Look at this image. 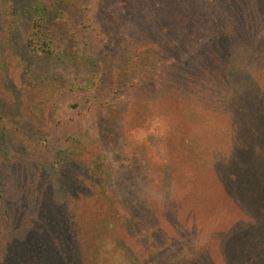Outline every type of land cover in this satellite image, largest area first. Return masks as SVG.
<instances>
[{"label":"trees","instance_id":"16d2710c","mask_svg":"<svg viewBox=\"0 0 264 264\" xmlns=\"http://www.w3.org/2000/svg\"><path fill=\"white\" fill-rule=\"evenodd\" d=\"M2 1L0 264H84L83 250L93 260L97 244L92 242L114 235L109 225L115 218L126 227L134 215L108 191L111 173L101 140L75 133L50 155L42 149L48 128L44 114L57 95L90 93L102 76L150 67L155 58L162 66L161 82L154 86L146 78L131 90L126 111L111 112L119 131L142 155L145 140H133L131 134L156 119L173 120L181 102H195L230 125L229 154L213 156V191L203 201L198 198L201 205L189 212L187 221L201 216L215 221L222 212L218 199L227 202L230 216L239 220L219 233L214 230L203 247L176 264H264V0H95L87 19L107 32L83 46L82 31L69 28L77 0ZM204 26L216 35L192 50L189 46L200 42ZM114 34L121 39L112 50ZM118 51L126 55L121 67L114 68L111 61ZM187 112L195 123L201 118L194 109ZM211 128L213 137L203 135ZM211 128L196 127L193 136L213 143L223 131ZM164 166L171 183V164ZM106 203L112 208L102 215L98 208ZM164 203L161 223L174 229V242L181 238V228L176 230L181 222ZM77 204L84 206L78 211ZM133 206L137 215L149 211L144 197L129 208ZM91 207L95 214L89 213ZM162 236L167 247V230ZM117 238L125 258L129 245ZM213 244L217 259L211 254Z\"/></svg>","mask_w":264,"mask_h":264},{"label":"rangeland","instance_id":"374dc122","mask_svg":"<svg viewBox=\"0 0 264 264\" xmlns=\"http://www.w3.org/2000/svg\"><path fill=\"white\" fill-rule=\"evenodd\" d=\"M43 1L50 3L53 0ZM93 3L95 0H77V10L69 21V28L72 31L81 30L83 33L81 46L87 39L105 37L104 33L107 32L106 28L99 25L91 26L90 20L87 19ZM209 11L213 15L211 10ZM2 12L3 1L0 0V24ZM201 30L203 35L200 36V42L189 46L192 50L201 44L209 43L210 39L216 35L209 26L208 28L204 26ZM119 39L121 36L118 34L111 36L110 49L114 50V47H118ZM125 55L124 51L114 54L111 66L121 67L122 60L120 59H124ZM161 69L159 60L155 58V62L150 67L141 66L129 72L120 71L119 75L115 76L104 75L98 86L90 93L67 91L57 95L51 108L44 114L45 126L48 128L43 133L46 138L42 149L47 148L50 155L53 150L65 142L67 137L75 133H87L94 139L101 140V146L106 154V163L111 173L107 184L108 191L116 194L120 203L126 202L123 208L128 210L130 215H134L128 218L130 221L124 228L120 225L118 218H108L114 219L109 225V230L114 235H104L92 242L93 245L97 244L93 260L83 250L84 264H126V262L130 264H176L192 250L203 247L214 230L219 233L227 225L231 226L239 220L237 216H230L229 204L218 199L219 210L222 209V212L215 221L208 220L204 216L194 222L193 220L187 221L189 212L195 213L201 205L199 202L213 191L209 182V176L212 175V164L216 162V160L213 161V156L220 158L230 152V125L226 120L224 124L219 116L216 118L205 107L195 106L197 105L194 104L195 102H190L187 106L181 102L176 105V117L169 118L173 120L156 119L147 129L142 128L131 134L133 140H145V155L141 154L140 148L136 149L130 138L128 139L119 131L118 121L112 120V111L124 112L130 107L133 88L144 84L146 78H149V82L154 86L157 85L158 80L160 81L163 77ZM256 76L260 79L259 82L263 80L260 73ZM194 96H198V93ZM196 101L198 102L199 99ZM188 108L200 114L201 118L196 122L198 124L194 122V119L189 118ZM196 127L197 129L214 127L219 133L223 131V135L220 133V137H214L211 140L214 142L209 144L203 136L198 139L193 136L196 134ZM212 129L204 130L203 135L208 138L213 137L215 132ZM165 162L171 164V183L168 177L165 178L163 171ZM57 197L64 198L63 193H58ZM143 197L147 198L149 211L143 212V215H137L133 213L134 206L129 207L135 204L137 199H143ZM126 198H128L127 201ZM163 202L167 203L166 207L170 213L175 212L181 222L178 224L179 228L176 229L178 231L181 228V238L174 242L172 241L174 229H169L164 220L163 226L161 223L165 216L162 211ZM82 206L84 205H75L78 207L77 210H81ZM111 208V205L106 203L104 206L100 205L98 211L104 215V211L109 213ZM95 210L96 208L91 207L89 213L94 211L95 214ZM227 217H230L231 221L225 225ZM193 223L196 225L194 226ZM141 229L144 231H140ZM157 230L162 231L159 234ZM166 230L169 237L167 239L165 237L168 244L164 247L162 234ZM142 234L145 237H142ZM119 235L129 245L130 252L125 257L126 259L117 249L116 242L119 240L117 238ZM89 241L91 242L90 239ZM211 254L215 259L219 257L216 244L212 245Z\"/></svg>","mask_w":264,"mask_h":264}]
</instances>
